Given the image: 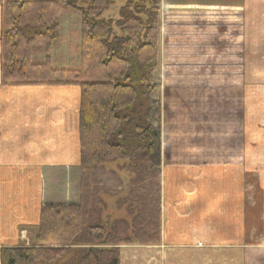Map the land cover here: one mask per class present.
<instances>
[{
  "label": "crops",
  "instance_id": "crops-1",
  "mask_svg": "<svg viewBox=\"0 0 264 264\" xmlns=\"http://www.w3.org/2000/svg\"><path fill=\"white\" fill-rule=\"evenodd\" d=\"M257 19L264 0H160V243L120 246L119 264H252L264 210ZM79 106L75 84L2 85L0 67V249L34 244L43 205L78 202Z\"/></svg>",
  "mask_w": 264,
  "mask_h": 264
},
{
  "label": "trees",
  "instance_id": "trees-1",
  "mask_svg": "<svg viewBox=\"0 0 264 264\" xmlns=\"http://www.w3.org/2000/svg\"><path fill=\"white\" fill-rule=\"evenodd\" d=\"M117 4L115 18L105 15ZM0 8L1 84L80 89L79 200L43 205L34 244L1 248L0 264H119L122 244H159L160 0H0ZM66 11L80 17L78 60L61 68L47 56ZM102 195L122 196L130 222L105 221Z\"/></svg>",
  "mask_w": 264,
  "mask_h": 264
},
{
  "label": "rangeland",
  "instance_id": "rangeland-1",
  "mask_svg": "<svg viewBox=\"0 0 264 264\" xmlns=\"http://www.w3.org/2000/svg\"><path fill=\"white\" fill-rule=\"evenodd\" d=\"M116 2V0H114ZM118 4L110 8L108 13L111 17L117 16ZM254 29H261L262 33L258 36H254V44L262 45L264 48V19H257L253 21ZM80 17L79 14L74 11H66L59 16V37L52 41L50 50L48 51V60L52 66L61 68H70L77 65L78 53L77 45L79 39ZM35 57L41 61H44L46 56L42 48L38 49ZM78 86V85H77ZM79 87V86H78ZM114 166V165H113ZM110 167V166H108ZM80 180V179H79ZM78 180V183H79ZM79 186V185H78ZM78 200H79V187ZM76 189V191H77ZM126 189H124L122 196L126 195ZM120 196V197H122ZM118 196L109 197L102 195L104 203L103 219L110 220V222L118 219H125L130 222V217L126 212L127 204L119 205L117 200ZM260 196H253L254 203H261ZM121 199V198H120ZM255 205V204H254ZM260 206V205H259ZM257 206H254L256 208ZM259 208V207H258ZM122 245H143V244H122ZM121 245V246H122ZM157 245V244H156ZM208 252L212 254V250L208 249ZM209 253H206L210 256ZM252 264H264V210L254 211V227H253V258Z\"/></svg>",
  "mask_w": 264,
  "mask_h": 264
}]
</instances>
